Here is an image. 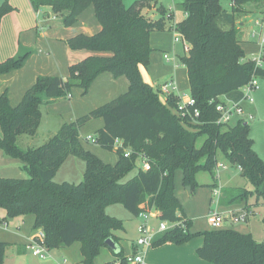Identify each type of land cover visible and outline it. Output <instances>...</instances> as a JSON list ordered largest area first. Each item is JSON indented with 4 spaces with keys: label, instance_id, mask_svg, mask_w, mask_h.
I'll list each match as a JSON object with an SVG mask.
<instances>
[{
    "label": "trees",
    "instance_id": "1",
    "mask_svg": "<svg viewBox=\"0 0 264 264\" xmlns=\"http://www.w3.org/2000/svg\"><path fill=\"white\" fill-rule=\"evenodd\" d=\"M229 1L227 9L221 0H181L179 7L184 16L174 22L161 7L156 18L143 14L145 0H135L128 6L122 0H29L35 11L48 7L63 26L74 24L91 4L100 30L92 35L77 34L66 44L71 49L111 54L90 55L73 63L65 77H37L15 106L9 104L5 91L0 94V148L5 156L20 159L21 169L28 175L0 177L1 222L33 215V230H43L48 250L78 241L82 263L94 264L108 237L117 242L114 231L121 229L123 222L108 215L105 208L120 204L134 216L155 210L160 220L178 223L154 245L181 244L200 236L202 242L196 252L204 260L214 264H264V239L257 241L250 233L222 228L190 233L192 220L174 193L176 171H181L183 184L191 188L199 169L212 170L220 149L251 187L223 189L218 202H248L253 194L264 207V161L252 147L248 124L242 119L233 125L215 122L219 117L215 106L223 102L220 96L245 86L252 78H264V68L256 65L255 59L245 58L239 38L241 27L237 25L240 15L264 10V0ZM12 10L8 0L2 1L0 20ZM166 30L180 33L188 43L180 62L186 68L189 95L200 110L199 124H185L175 112L178 97L172 94L162 103L141 77L139 65H149L150 33ZM27 56L23 53L0 61V74L20 68ZM102 72L126 77L127 91L63 122L39 146H19V136L35 135L43 103L67 98L74 87L86 93ZM96 118L104 123L95 132L94 141L117 154L114 164L103 162L79 141L80 127ZM117 139L122 145L115 147ZM125 149L130 151L128 156H124ZM70 155L85 163L81 180L55 182L56 171ZM142 161L149 164L148 169L142 167ZM134 169L136 173L127 178ZM261 223L264 231V212ZM6 246L0 241V264ZM114 255V261L104 264H126L121 249Z\"/></svg>",
    "mask_w": 264,
    "mask_h": 264
},
{
    "label": "crops",
    "instance_id": "2",
    "mask_svg": "<svg viewBox=\"0 0 264 264\" xmlns=\"http://www.w3.org/2000/svg\"><path fill=\"white\" fill-rule=\"evenodd\" d=\"M2 1L4 0H0V3ZM8 1L13 7V10L3 15L0 20V61L28 53L26 60L20 68L0 74V94L4 91L7 93L11 106L18 104L24 92L35 82L37 77L44 75H59L65 77L68 75V67L71 64L79 62L90 55L108 56L111 54L108 51L71 49L66 44L67 39L77 34L92 35L100 30L101 26L96 19L94 8L91 4L78 15L77 21L74 24L63 26L60 17H54L52 15L53 17L50 18V10L47 9L48 7H41L38 11H35L29 0ZM145 1L147 7L142 10V13L148 17H158L160 12L158 15L155 12L158 11L159 7L165 9L166 13L170 12L174 22H178L184 16V13L179 7L181 0ZM171 6H173V10H169ZM230 6L231 3L229 1L227 7ZM252 13L264 14V10H253L240 15L237 19V25L241 27L239 38L242 41V48L243 43L246 41L242 36V28L246 25L245 19L247 15ZM258 42L261 48L263 44L260 43L259 38ZM177 43H181L185 54L186 51L184 50L183 43L174 40L173 31L151 32L149 44L152 50L149 56V65L146 67L139 65L143 81L152 86L162 103L166 102V98L159 94L157 90L160 84L170 78L176 82L177 89L174 92L175 95H179L180 93L189 95L186 68L178 65L177 55L175 54L177 51ZM164 54H168L170 59H164ZM128 86L129 82L126 77H114L109 72H102L92 81L86 93H83L82 89L76 87L72 88L69 98H58L43 103L38 129H47L48 133L45 140H48L63 122H70L74 118L82 116L90 110L112 100L126 92ZM186 89H188L187 93L184 91ZM232 95L233 93L229 92L220 96L219 99L223 100V98H226L231 100L233 98ZM103 123V119L96 118L90 120L85 126L82 125L80 127L79 141L86 150L88 149L86 148L85 142L89 141L87 137L92 136L90 134L95 133L103 126ZM31 137L19 136V146L22 148L39 146L40 143L34 140L36 134ZM117 159L118 156L111 164H114ZM140 164L138 163V165ZM21 165H23V162L20 159L5 156L3 150L0 148V177L23 178V172L25 171L21 169ZM84 169V161L70 155L60 165L53 180L58 183L62 181L79 182ZM135 173L136 169L130 172L127 178L132 177ZM176 197L178 198L177 195ZM212 204L209 206L207 216L212 211L222 214L225 218L222 229H233L244 234L251 232L247 226L234 225L235 223L231 221L230 217L244 210H249L250 214L253 213V204L246 201L222 204L218 202V199L214 200ZM105 211L108 215L119 218L123 222V227L115 230L114 235L117 237V244L124 256L134 252L137 249L135 239H132L130 243L127 241L124 242V237H121V235H126L129 229V223L133 222V220H137L138 222V217L129 213L120 204L108 205ZM184 212L188 217V213L185 210ZM154 214L157 216V213L154 212ZM32 217V220L29 218V222H25L24 219L18 217L1 222L0 215V229L7 231L2 232L0 230V241L7 244L3 264H83L81 253L80 259L74 260L76 257L71 254V251L67 247L48 251V255L44 259L32 254L26 247L34 232L32 227L34 216L32 215ZM9 224H12V229H8ZM153 229L152 244L144 251V264H214L198 256L196 250L202 242L200 236H195L181 244L163 242L154 245L163 236L165 231H158L157 228ZM209 229H211L210 226L201 230ZM189 232L196 233L199 230L195 231L189 228ZM105 248L107 249L106 259L102 262L94 260V264H104L115 260V255L112 250L107 246L102 249Z\"/></svg>",
    "mask_w": 264,
    "mask_h": 264
},
{
    "label": "rangeland",
    "instance_id": "3",
    "mask_svg": "<svg viewBox=\"0 0 264 264\" xmlns=\"http://www.w3.org/2000/svg\"><path fill=\"white\" fill-rule=\"evenodd\" d=\"M123 4L128 6L135 0H122ZM229 0H221L222 5L225 8L227 7ZM49 10V8H47ZM156 15L159 14V11L155 12ZM50 18H52L53 14L50 11ZM259 19L260 23H255V20ZM246 25L242 28V36L246 39L243 43V50L245 53V58L248 59H259L261 55H263V60L261 61V67L264 68V43L263 46L259 47L258 38L259 36L256 35L255 37H251V32L255 31L260 33V37L264 39V14L262 13H252L247 15ZM240 37V35H239ZM177 55V62L178 65L182 68L183 65L180 62V58L184 55V51L182 48L181 43H177V51L175 52ZM257 89H251L248 92L249 97H246L248 86H243L237 90L231 91L233 93V98L226 99L223 98V102L226 104H233L239 103L242 108L243 114L241 116H233L228 124L233 125L239 119H242L243 122L248 124V135L249 138L252 140V147L257 152V154L262 158L264 161V78L257 77ZM76 88V87H74ZM186 93L188 89L184 90ZM230 92V93H231ZM66 98V97H64ZM90 121L85 123L83 126L88 124ZM47 129H37L35 141L42 144L46 140ZM92 137H95V133L90 134ZM26 136V135H24ZM31 136H28V138ZM32 138V137H31ZM202 139L198 140V145H200ZM39 145V144H38ZM86 148L90 150L91 153H94L96 157L101 159L103 162L113 163L116 160L117 154L113 150H108L97 143H95L94 138L93 140H89L85 142ZM217 164H223L226 168H218L216 169ZM23 177H27L28 175L23 172ZM77 183V182H76ZM174 185H175V193L178 196L179 202L182 205V208L188 213V217L192 220V225L190 229L192 230H199V232L204 231L201 229H205L210 225L207 223V213L209 206L212 202L218 199L219 195L218 192H221L223 189L230 188V187H246L250 189V185L247 184L245 179L241 176L239 172V168L232 164L221 152L220 149L216 151V161L215 165L213 166L212 170L201 168L195 174V181L194 185L188 190L186 185L182 182V176L180 171L175 172L174 175ZM217 190V192H215ZM212 199V200H211ZM248 202L253 204V213H251L244 222H237L234 225H241L247 226L250 229V233L252 237L257 241H262L264 239V231L261 223L262 215L264 212V207L261 204L260 199H256L255 195H250L248 197ZM213 205V204H212ZM157 211L152 210L151 213L153 215L150 217L149 224L153 228H157L159 222L163 221L158 218V215L155 216ZM20 219H24L25 222H29V218L32 220V215H25L22 217H18ZM133 220V222L129 223V229L126 235H121L123 241H127L130 243L132 239H137L138 237V224L140 219ZM10 220V218L8 219ZM167 222V221H166ZM137 225V226H136ZM167 225L170 227V222H167ZM3 226V225H1ZM8 229H12V224H9ZM2 230V229H0ZM2 232H7L2 230ZM197 233V232H196ZM71 254H73L76 258L74 260L80 259V251H79V242H74L72 245L68 246ZM60 248H53L48 250L49 252L52 250H57ZM107 249H102L98 256L96 257L95 261L102 262L107 257ZM81 264V263H78Z\"/></svg>",
    "mask_w": 264,
    "mask_h": 264
},
{
    "label": "built area",
    "instance_id": "4",
    "mask_svg": "<svg viewBox=\"0 0 264 264\" xmlns=\"http://www.w3.org/2000/svg\"><path fill=\"white\" fill-rule=\"evenodd\" d=\"M169 10H173V6H171ZM166 17H172L170 12L166 13ZM255 23H260V21L255 20ZM173 32H174V40L181 41L183 43L184 50L187 51L188 43L185 41L183 36L176 31ZM256 35L259 36V41L261 44H263L264 39L260 37L261 36L260 33H257L255 31L251 32V36H256ZM163 58L166 60L170 59L168 54H164ZM262 60H263V55H261L259 59H255L256 65L261 66ZM245 86H248L246 97L250 98L248 92L251 91V89H257L258 86L256 78H252ZM176 89L177 88H176L175 80L170 78L164 81L162 84H160L157 91L159 94L167 98L172 94L175 95L174 92L176 91ZM176 96L178 97V102L175 108L176 114L187 125L199 124L200 122L197 120V118L200 115V110L196 106L195 99L190 95L187 96L183 93H180L179 95ZM69 97L70 94L67 95V98ZM215 109L217 112H219V117L215 120L217 124L227 123L233 116H241L243 114L242 108L238 103L226 104L224 102H219L216 104ZM93 138L94 137L92 136L87 137V139L89 140H93ZM121 145L122 142L120 140L118 139L115 140V147ZM129 152L130 151L128 149H125L124 156H128ZM142 167L144 169H148L149 164L145 161H142ZM218 168H226V166L223 164H217L216 169ZM249 214H250L249 210H244L237 215L231 216L230 219L233 223L243 222L247 219ZM151 216H152L151 211H142L137 215V217L140 219L137 227L138 237L135 240L137 249L134 252L125 255L124 260L126 264H144V251L152 244V237L154 234V229L149 224V220ZM224 221H225L224 216L217 212L212 211L207 216V222L212 229L222 228ZM170 224H171L170 227L178 225L177 222ZM170 227L167 225L166 221H161L158 224L157 230L166 231ZM26 247L32 252V254L42 259L47 257L48 249L46 248L44 243V232L42 229H36L33 232L31 239L27 243Z\"/></svg>",
    "mask_w": 264,
    "mask_h": 264
},
{
    "label": "water",
    "instance_id": "5",
    "mask_svg": "<svg viewBox=\"0 0 264 264\" xmlns=\"http://www.w3.org/2000/svg\"><path fill=\"white\" fill-rule=\"evenodd\" d=\"M186 188H187L188 190H190V187H189V186H186ZM105 244H106V246H107L110 250H112V252H113L114 254L118 253L119 250H120V247L118 246L117 242H116L113 238H111V237H108V238L105 240Z\"/></svg>",
    "mask_w": 264,
    "mask_h": 264
}]
</instances>
